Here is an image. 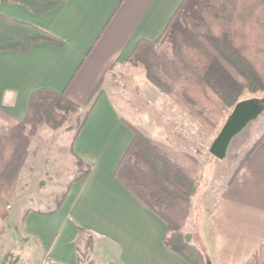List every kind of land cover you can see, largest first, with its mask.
Wrapping results in <instances>:
<instances>
[{
	"label": "crops",
	"instance_id": "1",
	"mask_svg": "<svg viewBox=\"0 0 264 264\" xmlns=\"http://www.w3.org/2000/svg\"><path fill=\"white\" fill-rule=\"evenodd\" d=\"M183 1L68 0L44 13L0 2L4 17L41 28L63 42L38 43L27 53L0 52L1 126L19 125L31 95L43 88L64 93L80 113L97 89L100 94L78 137L74 140L73 132H67L60 138L92 171L71 184L53 214L33 209L12 220L11 208L8 232L0 237V264L8 253L18 256V264H81L85 237L94 242L102 264H189L165 245L166 223L115 176L134 139L123 120L156 142L184 152L187 146L195 148L200 125L185 120L177 106H172L171 118L170 112L157 117L156 106L147 99L145 69L126 63L140 40L160 38ZM186 126L192 136L180 132ZM35 150L37 156L40 149ZM212 196L210 204H193L183 231L195 234L210 264H248L264 244V140ZM12 229L14 237L9 238Z\"/></svg>",
	"mask_w": 264,
	"mask_h": 264
},
{
	"label": "trees",
	"instance_id": "2",
	"mask_svg": "<svg viewBox=\"0 0 264 264\" xmlns=\"http://www.w3.org/2000/svg\"><path fill=\"white\" fill-rule=\"evenodd\" d=\"M67 1L0 0L25 5L36 13L51 11ZM38 43L63 44L41 28L0 14V52L27 53ZM126 63L142 66L152 87L211 130L228 108L242 101L244 93L264 92V0H184L160 38L156 42L140 40ZM99 95L97 89L81 114L64 93L43 88L31 95L27 116L19 125L8 129L0 124V220L9 217L8 207L40 126L60 130L75 115L76 123L67 126L74 131L75 140ZM123 123L134 139L115 176L166 223L164 243L168 248L189 264H209L207 254L193 239L195 235L183 231L197 190V158L146 137L126 120ZM263 140L264 136L252 146L232 178ZM76 159L83 172L72 179L67 191L93 168ZM67 191L50 214L60 208ZM6 232L7 227L0 225V237ZM18 262L17 255L8 253L1 264ZM248 264H264V244Z\"/></svg>",
	"mask_w": 264,
	"mask_h": 264
},
{
	"label": "rangeland",
	"instance_id": "3",
	"mask_svg": "<svg viewBox=\"0 0 264 264\" xmlns=\"http://www.w3.org/2000/svg\"><path fill=\"white\" fill-rule=\"evenodd\" d=\"M147 84L149 85L150 90L147 95V99L153 102L154 106H156L154 113L157 117L165 118V116H167V112H170L169 118H171L170 115H173L174 112L172 106H177L180 110H182L181 116H184L185 120H194L197 124H199L187 110L180 107L172 99L160 93L149 83ZM139 90L142 92V88ZM251 98L263 100L264 92L255 94L246 92L241 96V100ZM167 100L170 102V108L167 106ZM142 105L146 107L147 102H142ZM233 108L234 106L228 108L225 111L223 117L220 119L219 123L211 130L206 129L204 126L199 124V131L197 128L195 129L196 149L193 146H187L188 142L186 141V146L188 148L185 152L197 158L200 170L197 179V190L192 199V204H195L198 201L210 204V201L213 197L212 195H214V193H216L221 187H224L230 182L235 171L240 167L249 150L258 140L264 136L263 112L256 120L250 122L238 135L232 139L228 147L227 155L224 159H217L211 155L209 148L216 136L219 134ZM75 123L76 117L75 115H72L69 123L65 124L60 130H53L45 124L40 126L36 137L32 139V143L30 145L31 150L29 148V156L32 157V160L29 161L27 159L23 168L24 170L26 167V173L23 176L20 175L15 196L11 205L8 207L9 213L11 208H13L14 213L12 220L16 218L17 213L25 215L26 213L33 211V209L38 211H50L54 209L60 199V196L67 191L72 179L75 178L78 173L83 172V169L81 170L78 166L77 160L74 162V155L72 154L71 148L64 144L66 142L61 143L62 139H60L61 136L66 137L64 135L67 132H73L74 134V131L68 130L67 126L73 125ZM43 127L44 131L42 132ZM189 127L190 126H186L184 129H180V132L184 131L187 136H192L193 130ZM176 131H178V129H176ZM40 132L42 133L40 134ZM41 135L46 138L41 137ZM42 138H44V140H41ZM34 141L39 144L33 145ZM34 149L37 151L40 149V152L37 156L34 152ZM176 150L184 152L183 150ZM32 168L36 170H32L28 174ZM6 220H0V225L6 226L8 232L9 226ZM15 229H17V227ZM11 232L12 233H9V238L14 237V229H12ZM193 239H195V237H193ZM83 242L84 244H82V248L80 250L81 264H102L100 262L101 259L95 255L94 242L90 243V239L88 240L86 237L83 239ZM22 245L23 244L19 245L17 248H22Z\"/></svg>",
	"mask_w": 264,
	"mask_h": 264
},
{
	"label": "water",
	"instance_id": "4",
	"mask_svg": "<svg viewBox=\"0 0 264 264\" xmlns=\"http://www.w3.org/2000/svg\"><path fill=\"white\" fill-rule=\"evenodd\" d=\"M263 112L264 99L251 98L238 102L211 144L210 154L217 159H224L232 139Z\"/></svg>",
	"mask_w": 264,
	"mask_h": 264
}]
</instances>
